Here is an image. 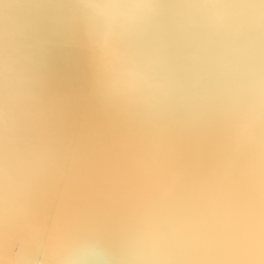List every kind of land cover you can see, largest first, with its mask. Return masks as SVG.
Instances as JSON below:
<instances>
[{
    "label": "water",
    "instance_id": "water-1",
    "mask_svg": "<svg viewBox=\"0 0 264 264\" xmlns=\"http://www.w3.org/2000/svg\"><path fill=\"white\" fill-rule=\"evenodd\" d=\"M0 264H264V0H0Z\"/></svg>",
    "mask_w": 264,
    "mask_h": 264
},
{
    "label": "bare ground",
    "instance_id": "bare-ground-1",
    "mask_svg": "<svg viewBox=\"0 0 264 264\" xmlns=\"http://www.w3.org/2000/svg\"><path fill=\"white\" fill-rule=\"evenodd\" d=\"M172 205H176V199L175 198H172L170 206H172ZM202 211H200L199 213H197V212H191L190 213V219H189L190 221H189V223H191L192 225H191V227H189V231H190L191 236H193V237L197 236L198 233H199L198 220L194 221L193 219H194L195 216H199L200 213H202ZM206 225H207L208 229H214L215 227L219 226V222H217V220L214 217L211 216L210 220L206 223ZM210 238H211V236L203 235V239L205 240V242L208 239H210ZM209 253H213V252H211V250H210Z\"/></svg>",
    "mask_w": 264,
    "mask_h": 264
}]
</instances>
